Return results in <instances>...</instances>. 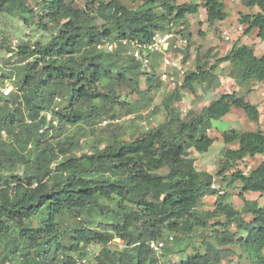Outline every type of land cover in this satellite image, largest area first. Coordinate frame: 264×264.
<instances>
[{
    "label": "trees",
    "instance_id": "1",
    "mask_svg": "<svg viewBox=\"0 0 264 264\" xmlns=\"http://www.w3.org/2000/svg\"><path fill=\"white\" fill-rule=\"evenodd\" d=\"M140 1L143 7L131 10L119 0L100 1L98 8L97 0L85 8L75 7L73 0H43L38 4L43 11L40 28L57 29L47 43H24L14 49L0 36V52L17 57L23 66L16 89L0 98L2 264L16 259L21 264H76L79 258L73 255L85 258L92 244L102 246L96 264H223L240 258L238 249L247 254L250 264H264V206L246 198L250 193L264 195V161L249 174L238 168L248 158L264 156L263 131L225 132L224 143L238 145L224 148L215 175L196 168L191 157L193 152L206 154L214 144L210 129L199 128L204 122L221 120L233 109L241 110L252 123L260 121L259 106L247 99L252 88L242 95L222 94L191 121L181 117L178 107L184 92L196 95L210 72L224 63L230 65L229 78L239 87L263 83L264 55L257 56L239 39L231 41V49L222 56L208 53L205 58H218L210 69L203 70L198 62L197 71L186 76L177 90L161 95L155 66L144 71L133 58L102 53L97 46L119 38L149 42L155 32L167 31L165 23L175 27L188 15H197L201 7L211 25L228 15L223 0H203L202 6L176 5V0ZM239 1L254 10L240 14L243 35L256 31L264 43V0ZM29 2L0 0V14L10 8L32 14L36 6ZM159 5L164 14L156 13ZM98 20L102 25L96 24ZM114 80L132 84L140 97L133 109L120 102ZM155 96L162 103L154 111L164 112L165 124L131 139L116 127L93 152L75 154L70 128L97 127L96 119L108 105L109 110L117 105L129 108L128 114L141 113ZM46 113L52 114L55 125ZM20 165L22 174L17 172ZM216 177L227 190L239 192L241 210L231 201L232 194L214 188ZM210 195L216 200L205 209ZM68 216L76 221L74 226L65 224ZM197 233L206 235L201 237V249L189 255L183 251L185 256L176 261L163 253L162 262L150 248L151 242L164 241L167 234L190 238ZM115 240L123 248L114 249Z\"/></svg>",
    "mask_w": 264,
    "mask_h": 264
},
{
    "label": "rangeland",
    "instance_id": "2",
    "mask_svg": "<svg viewBox=\"0 0 264 264\" xmlns=\"http://www.w3.org/2000/svg\"><path fill=\"white\" fill-rule=\"evenodd\" d=\"M43 0H30L29 3L33 7H37V10H35L32 14L27 12H20L15 9H8L6 12L0 14V36L7 40L8 44L13 47V43L17 42V47L24 43H29L31 45H34L35 43H47L51 37H53L57 33V29L52 26L49 27V30H43L40 28L39 22L40 18L42 16V10L41 6L38 4H41ZM91 0H73V5L77 8H85L87 3ZM109 2L111 0H97V4L95 8H98V2ZM122 2L123 5H125L127 8L131 10H137L141 7H143V2L140 0H119ZM225 4V11L227 13V19L224 21H218L217 24L212 25L209 29V33L215 34L217 38L214 39V43L218 42L219 40H222V34L221 31H228L230 35L232 36L233 40L234 37L238 36V26L241 25L239 22L240 14H248V13H254V10L251 8H247L241 4L239 0H223ZM190 3H198L202 6L203 0H176L174 4L176 5H182V4H190ZM39 6V9H38ZM200 13L194 16V22L195 25L191 26L190 30H187L189 27V22H181L179 24H175V27H181L186 26V30L184 31L183 35L184 37H188L190 40V50L191 54L194 58H205L210 56L208 53H204V48L206 49V45L204 46V35L205 33L200 30L201 26L204 21L207 19V13L203 7L200 8ZM156 13L161 15L164 14V9L159 5L156 9ZM190 16V15H188ZM28 20V21H27ZM98 25H102V20H98L96 22ZM171 22L165 23L166 30L168 32L171 31V27L169 26ZM175 28V29H177ZM203 28L207 29V25H204ZM215 28L217 30H215ZM200 30V31H199ZM166 31V32H167ZM218 31V32H216ZM161 32V31H159ZM165 33V32H161ZM243 35V34H242ZM241 35V36H242ZM242 41L246 42V44H250L252 42V35H243ZM233 42V41H232ZM228 46L231 45V42L223 41ZM15 47L14 49H16ZM192 48V49H191ZM212 56V55H211ZM17 57L11 56L7 51L0 52V74H3L0 76V98L3 96H6L11 93V91L16 89V83L18 84L19 81L22 78V65L21 63H18ZM31 61V60H29ZM196 63V60L194 61ZM225 85V79L222 80ZM113 84L115 88L117 89V93L121 97L120 102H127L130 104L131 109L135 107V103H137L140 99L139 95L135 93L134 89L132 88V84H120L117 81H113ZM140 88L141 90H144L146 88L145 85V78L140 79ZM224 89V87H222ZM222 89V90H223ZM60 100V99H59ZM58 101V100H57ZM212 102V101H211ZM0 103H2V100H0ZM59 103V102H58ZM162 103V99L159 96H155L149 107L141 113H134V114H128L130 111L129 108H123L121 106H114L112 110H109V106L103 108V116L101 118L96 119L97 127L90 129L85 127H72L69 129L70 135L73 136L76 148H75V154L77 156H81L85 153H91L94 151L95 147H98L100 145V142H98L101 139H105L107 136L111 134L112 130H115L116 127L119 128L118 131H121L124 135L125 139H131L133 137H136L139 132H145L149 128H155L160 125H163L167 122L166 116L164 112L161 111H154L152 110V106L156 107V110L158 106ZM96 106H102V104L98 101L94 103ZM66 105V104H65ZM64 106V103H62V106ZM134 106V107H133ZM155 109V108H154ZM260 109L262 110V113L264 112V103L260 104ZM236 111H232L231 117L228 119L225 118L218 121H212L210 123L204 122L200 125L199 128L205 129L208 127L211 129V132L209 136L214 139V144L210 148V150L206 154H198L196 152L192 153V158L195 161V166L199 170H208V172L213 173L214 175L218 171V164L219 160L222 157V153L224 148H236L238 144L233 145H226L223 141V134L227 131L231 130H238V131H247V126H241L242 119H239V116H242L245 118V123L249 124V126H254L256 131H264V121L261 120L257 123H252L248 120L247 116L239 109H234ZM116 113V119L112 118L111 116ZM234 114V115H233ZM239 115V116H238ZM238 116V121L235 119ZM104 120L112 121L109 125L106 127H99V124L103 122ZM187 118L185 119V121ZM240 121V122H239ZM264 133V132H263ZM7 137V135H6ZM2 138L4 142H8V138ZM18 151L23 152L22 147H17ZM30 151L32 150L31 147L28 148ZM264 161V156L257 155L255 158H248L246 161L240 163L238 165V168L243 170L245 173L249 174L252 170H254L256 167H258L262 162ZM18 174H22L23 172V166L20 165L17 170ZM216 186L218 188H222L225 192H229L232 194L231 201L235 204L236 208L241 210L243 207V203L238 197L237 193L238 191H231L227 190L225 187V184L221 181L220 178L216 177ZM215 195H210L205 200V209H211L215 200ZM249 200H256L258 201L260 206H264V195H260L258 193H250L246 196ZM75 220L70 218L69 216L66 217L65 224H68L70 226H74ZM34 226L36 225V221H34ZM174 238V241H169L170 237ZM202 236H206L205 234H199L189 237H177L175 234H167L166 238V251H164V254L167 256L166 259H170L173 261H176L178 259H182L185 255H183V251H186V255L193 254L196 251H199L201 249V241ZM1 245V243H0ZM114 249H121L123 246L119 245H112ZM102 250V246L99 244H92L87 249V254L85 252V258L79 257L78 254L73 255L76 259H86L88 260V264H96V257L99 255L100 251ZM238 252L240 254V258L233 259L231 263L235 264H250V261L247 257V254L240 251L238 249ZM5 252L3 251V248L0 246V264H2V259L5 257ZM34 254L30 255V259L34 258ZM160 256V259H162V262H164L166 259ZM28 261V260H27ZM21 264L20 259H16L15 261H6L4 264ZM24 263V262H23ZM26 264V263H25Z\"/></svg>",
    "mask_w": 264,
    "mask_h": 264
},
{
    "label": "built area",
    "instance_id": "3",
    "mask_svg": "<svg viewBox=\"0 0 264 264\" xmlns=\"http://www.w3.org/2000/svg\"><path fill=\"white\" fill-rule=\"evenodd\" d=\"M78 1V0H76ZM37 10V7H35ZM172 29L170 32H155L151 37L149 42H141L137 39H110L104 40L97 46V49L106 54H116L120 53L121 56L126 58H133L137 61L144 71L150 69L154 66L155 62H160L162 70H160L159 78L161 82L160 94L167 95L179 88L191 72H195V65L189 57L190 53V40L184 37L182 30L184 28L175 29L173 23L169 25ZM238 34L241 36L244 33V27L242 25L238 26ZM223 37L226 42L233 41L232 36L228 31L223 32ZM14 48L17 46V42L13 43ZM189 50V52H188ZM57 102H60L57 99ZM192 101L187 97H183L178 104L181 117L186 119L190 112L192 111ZM152 106V110H154ZM58 110V108H54ZM48 122H53L55 125L57 122L53 121V116L51 113L45 114ZM112 121L104 120L99 124L100 127H105L109 125ZM150 129V128H149ZM147 127V130H149ZM3 134H5L3 132ZM216 185L214 186V188ZM174 238L171 236L169 241H173ZM117 245L123 246L120 240H115ZM150 248L153 250L154 254L160 258L163 255L166 248V240L159 242H151ZM9 264V263H6ZM76 264H88L86 259H78Z\"/></svg>",
    "mask_w": 264,
    "mask_h": 264
},
{
    "label": "crops",
    "instance_id": "4",
    "mask_svg": "<svg viewBox=\"0 0 264 264\" xmlns=\"http://www.w3.org/2000/svg\"><path fill=\"white\" fill-rule=\"evenodd\" d=\"M200 12L201 11H199V13ZM186 21L189 22V27L187 28V30H190L191 26L196 24L194 22V16H187ZM214 24H217V22ZM204 25H207L208 28L207 29L203 28ZM200 26H201L200 30L205 33L203 44H204V46L206 45V49L204 48V50H203L204 53H211L212 56L213 55H219V57H220L223 54L227 53V51H229L231 49L232 45L227 47V45L225 43H223V41H224L223 35H222V40H219L218 42L214 43V39H216L217 36H216V33L215 34L209 33V29L210 30L212 29V28H210L212 25L207 22V19L202 24H200ZM180 28L186 29V26H181ZM215 30H217V29L215 28ZM216 32H218V31H216ZM223 32L224 31H221L220 33L223 34ZM251 35H252V41H250V42H252L251 45L250 44L248 45V44H246V42L242 41L243 39L239 35L234 37L233 41H237L239 39L242 44H246V45L252 47L257 56H259V57L263 56L264 55V43H262L258 39L256 31L252 32L250 34V36ZM189 57H190L191 61L193 62V64L195 65V71H197V63L198 62L203 67V70L206 71V70L210 69L215 64L216 60L218 59V58H214V57H211V58H198V57L194 58L193 55L191 54V51L189 53ZM195 60H196V63L194 62ZM154 66H155V68H157V70L160 73V70H162L161 63L155 62ZM229 71H230V65L228 63H224V64L218 66L217 68H215L214 70H212L210 72L207 80L203 84L199 85L196 88V95H193L192 93H190L188 91L184 92L183 96L187 97L188 99H190V101H192L191 102L192 103V111L190 112L186 121H191L193 118L198 117L203 112L204 108L207 107L211 103V101L218 99L222 94L236 92V93H239L242 95L246 91V89L249 87L252 88V92L247 96V99L252 104L259 106V110L261 112L260 121L261 120L264 121V112L262 113V110L260 109V104L264 103V82L263 83H253L252 82V83L247 84L244 88H242V87H239L238 85H236L234 80L229 78V75H228ZM223 79L226 80L225 85L222 81ZM222 87H224V89ZM232 111H236V110L233 109ZM232 111H231V113H232ZM231 113L228 114L223 119L225 120V118L228 119L229 117H231L232 116ZM238 116H237V118H235L237 121H238ZM239 119H242V123L240 125L241 126H247L248 129H246L247 131H238V130H236V131H238V132H257L254 126H249V124L245 123L244 117L239 116ZM210 132H211V129L208 131V133L210 134ZM247 219H248V217H247ZM223 264H235V263H233V262L231 263V261H230V262H225Z\"/></svg>",
    "mask_w": 264,
    "mask_h": 264
}]
</instances>
